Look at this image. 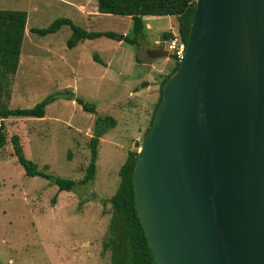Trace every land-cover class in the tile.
Returning a JSON list of instances; mask_svg holds the SVG:
<instances>
[{
    "label": "rangeland",
    "instance_id": "rangeland-1",
    "mask_svg": "<svg viewBox=\"0 0 264 264\" xmlns=\"http://www.w3.org/2000/svg\"><path fill=\"white\" fill-rule=\"evenodd\" d=\"M0 10L28 14L10 97L3 95L0 103L28 109L60 96L47 106L43 119L0 120L7 137L0 150V264H112L114 209L109 200L120 185L128 153L139 152L144 143L161 83L177 65L171 54L152 59L148 53L165 34H178V18L144 17L145 33L139 44L131 45L125 38L134 37L133 19L99 13L97 0H0ZM61 18L88 32L116 33L119 39L83 40L70 49L69 26L44 37L31 32ZM66 91L94 104L97 114L65 99ZM107 116L117 126L101 137L96 177L82 185L95 121ZM15 135L39 170L74 180L76 187L60 191L52 181L27 176L14 154Z\"/></svg>",
    "mask_w": 264,
    "mask_h": 264
},
{
    "label": "water",
    "instance_id": "water-1",
    "mask_svg": "<svg viewBox=\"0 0 264 264\" xmlns=\"http://www.w3.org/2000/svg\"><path fill=\"white\" fill-rule=\"evenodd\" d=\"M133 185L156 264H264V0L196 1Z\"/></svg>",
    "mask_w": 264,
    "mask_h": 264
},
{
    "label": "trees",
    "instance_id": "trees-1",
    "mask_svg": "<svg viewBox=\"0 0 264 264\" xmlns=\"http://www.w3.org/2000/svg\"><path fill=\"white\" fill-rule=\"evenodd\" d=\"M98 11L101 14L127 16L133 19L134 37L126 36L125 41L131 45L140 43V39L146 30L144 17L170 16L178 18V34L181 40L187 45L192 19L196 10L197 0H97ZM28 14L18 10H0V99L3 95L10 97V87L12 77L16 74L21 59L23 43L26 35ZM63 26H69L72 36L68 40L70 49L76 47L83 40H95L107 37L118 40L119 36L113 32H88L75 25L68 18H61L54 21L49 27L43 29H32L31 32L39 36L55 34ZM164 37L173 39L172 33H167ZM96 61L101 62L99 58ZM177 61L174 71L165 78L160 87V98L155 106L150 127L145 134V138L153 126L157 112L162 101L163 88L167 80L178 70ZM67 100H73L82 109L91 114H97V107L87 103L83 99L76 97L73 92L66 91L63 94ZM60 96H49L36 106L28 109H10L0 103V120L10 117L43 119L46 115V108ZM117 121L109 116L98 117L93 128V135L90 140V162L86 170V176L81 181L82 185L88 184L96 177L97 162L99 158L100 139L110 128H115ZM144 138V140H145ZM14 154L18 163L24 168L27 176L42 177L52 181L59 187L60 191H72L77 183L70 179L54 177L39 170V166L26 158L21 145L20 137L15 135L11 138ZM7 144L5 126L0 123V150ZM138 158L137 151H130L128 157L121 167L120 185L109 200L114 209L111 221L112 239L110 244L113 250L112 264H156L151 253L149 243L138 216L135 201V191L133 185V173ZM47 169V167L45 166ZM108 246H106L107 248Z\"/></svg>",
    "mask_w": 264,
    "mask_h": 264
},
{
    "label": "built area",
    "instance_id": "built-area-1",
    "mask_svg": "<svg viewBox=\"0 0 264 264\" xmlns=\"http://www.w3.org/2000/svg\"><path fill=\"white\" fill-rule=\"evenodd\" d=\"M167 50L169 53L178 61L183 58L185 51H186V46L185 43L181 40L179 34H175L173 39H170L167 42Z\"/></svg>",
    "mask_w": 264,
    "mask_h": 264
},
{
    "label": "flooded vegetation",
    "instance_id": "flooded-vegetation-1",
    "mask_svg": "<svg viewBox=\"0 0 264 264\" xmlns=\"http://www.w3.org/2000/svg\"><path fill=\"white\" fill-rule=\"evenodd\" d=\"M165 39V41L164 42H162L161 43V41H160V45L158 46V48L157 49H155V50H158L159 49V47L161 46V44H163L164 45V48H165V50L167 51V49H166V44H167V39L166 38H164ZM151 58V57H150Z\"/></svg>",
    "mask_w": 264,
    "mask_h": 264
},
{
    "label": "crops",
    "instance_id": "crops-1",
    "mask_svg": "<svg viewBox=\"0 0 264 264\" xmlns=\"http://www.w3.org/2000/svg\"><path fill=\"white\" fill-rule=\"evenodd\" d=\"M82 8V7H81ZM83 9V8H82ZM26 29H27V27H26Z\"/></svg>",
    "mask_w": 264,
    "mask_h": 264
}]
</instances>
